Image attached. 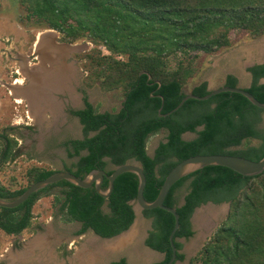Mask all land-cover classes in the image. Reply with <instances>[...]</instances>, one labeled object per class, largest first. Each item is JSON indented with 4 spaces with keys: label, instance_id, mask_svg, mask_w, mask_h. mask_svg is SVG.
<instances>
[{
    "label": "trees",
    "instance_id": "trees-1",
    "mask_svg": "<svg viewBox=\"0 0 264 264\" xmlns=\"http://www.w3.org/2000/svg\"><path fill=\"white\" fill-rule=\"evenodd\" d=\"M27 12L26 18L62 33L63 41L91 37L109 52L127 57L124 62L107 57L103 62L88 56L94 70L90 81L102 91H124L121 108L115 113H99L91 104L73 112L83 126L82 140L60 145L69 159L77 162L66 171L84 179L93 171L122 166L132 160L140 164L146 184L143 198L153 202L167 174L179 162L198 155H231L258 161L264 156V126L260 110L243 96L219 93L206 101L189 99L168 117L184 98L182 91L192 71L184 66L190 54L214 55L232 46L233 32H246L253 38L264 35V0H14ZM193 60L192 58L190 59ZM174 61V67L168 65ZM105 71V72H104ZM252 80L245 90L264 103V62L247 69ZM237 79L227 75L224 86L236 87ZM190 94H209L205 82ZM166 132L149 156L146 144L152 135ZM89 133H94L88 137ZM186 133L195 135L183 140ZM0 165L14 153L15 142L0 136ZM256 142V145L252 143ZM56 171L33 167L27 172L28 185L11 191L0 185V199L11 201L32 184ZM189 181L183 205L177 207L175 193ZM62 188L59 214L64 224L80 223L76 235L91 231L110 239L127 231L135 220L130 202L135 200L138 179L132 173L120 175L107 199L94 187L82 189L61 181L32 195L14 209L0 208V231L16 236L29 228L31 210L47 189ZM107 180L101 189L106 191ZM55 200H59L55 198ZM230 202L234 206L226 221L203 246L200 256L188 264H264V173L244 177L229 169L205 167L180 179L168 192L164 205L175 208L179 228L176 239L193 235L190 217L201 205ZM152 219L146 246L171 259L168 237L174 226L171 214L153 209L143 211ZM176 260L184 255L176 254ZM113 264H126L124 260Z\"/></svg>",
    "mask_w": 264,
    "mask_h": 264
},
{
    "label": "rangeland",
    "instance_id": "rangeland-1",
    "mask_svg": "<svg viewBox=\"0 0 264 264\" xmlns=\"http://www.w3.org/2000/svg\"><path fill=\"white\" fill-rule=\"evenodd\" d=\"M26 16L25 8L16 1L0 0V136H7L15 142L12 158L0 165V185L11 191L23 189L28 185L27 172L33 167L66 171L76 163L77 158L69 159L64 149L57 144L61 143L60 135L65 131L73 133L71 134L73 138L81 137V127L76 120L61 111L62 93L70 94L69 99L73 100V95L76 98L80 97V89H86L94 108L99 112L109 113L119 110L124 95L121 89L102 91L97 82L90 81L94 70L107 71V68L103 65L96 69L94 64H90L88 56L100 62L107 57L124 62L127 60L126 56L109 52L91 37H81L73 42L63 41L62 33L48 29ZM230 39L232 46L214 55L192 53L184 59V66L193 72L182 89L185 94H189L194 86L203 82L207 84V89L224 86L227 75L237 78V86L249 88L251 77L247 72L250 66L247 65H258L263 61L264 35L253 38L246 32L236 31L231 33ZM52 44L56 50L53 47L47 49L46 46ZM45 54L53 57L54 61L60 60L61 67L73 74L72 85L69 84L71 83L69 79L64 86L52 91V97L56 100L53 118L46 112L43 114L44 117L39 118L38 113L30 109V101L22 96L20 90L33 79V76H29L30 72L43 67H58V62L50 64L51 62L43 61ZM174 64L172 61L168 66L173 68ZM16 80L19 82L16 83ZM54 119L55 123L52 121ZM261 126H264V113ZM164 138V132L149 137L146 144L149 156H153L156 145ZM194 138L195 135L191 133L182 136V139L187 141ZM2 146L4 142L1 139L0 147ZM109 169L112 170L114 167ZM188 185L189 181L176 191L177 204L181 203ZM61 192L62 188L54 187L38 196L31 210V224L19 235L6 236L0 231V264H68L69 261L71 262L69 264H109L122 255L114 252L104 258L98 255L100 249H108L114 243L117 245L127 243L126 241L131 239L130 244L134 243L137 249L143 247L142 240L152 228V219L141 210L137 211V217L129 231L107 242L99 241L97 244L100 248L90 242L95 238L89 231L81 237H74L73 233L78 229L77 224L65 225L57 214L63 200ZM55 198L59 200L56 201ZM227 203L215 205L209 203L200 208L201 226L206 225L207 231L200 235L197 226L194 237L185 242L186 249L191 252L190 259L200 256L203 246L228 218L234 206ZM211 219L213 221L209 224ZM192 242H195L193 248ZM143 254L136 253V259L142 261H137L136 264H145V261H148ZM187 259L188 256L183 264L189 263L190 259ZM195 263L200 264L199 261Z\"/></svg>",
    "mask_w": 264,
    "mask_h": 264
},
{
    "label": "water",
    "instance_id": "water-1",
    "mask_svg": "<svg viewBox=\"0 0 264 264\" xmlns=\"http://www.w3.org/2000/svg\"><path fill=\"white\" fill-rule=\"evenodd\" d=\"M51 46L53 47V49L56 50V47H54V44H52ZM46 52H49V51L46 50ZM42 60L47 61L48 63L51 62L50 64L58 62V60L54 61V59L48 57V54L43 55ZM262 62L263 61H261L258 65L262 64ZM247 66L251 67L252 65L250 64ZM58 68L59 69L51 68V67H49V68L43 67V69L41 68V69H38L36 71L30 72L29 76H33V78H34V80L32 79V84L30 83V87L26 88V90H28V92H30V95H32V96L35 95L36 91H38L39 93H40V91L47 93L48 89H50V88H53V90L54 89L56 90V89L62 87L61 84H63V83H60V82H61V79L63 78V72L64 71H63V69H60L59 66H58ZM36 77L39 79H37ZM260 83H264V80H261ZM26 90H24V91H26ZM208 91H209V94L204 96V97H199V96H196V95H193L190 93L185 94V96L181 100V102L172 111H170L164 115H161V116L162 117L170 116L171 114L176 112L179 108H181L182 105L189 99L196 100V101H206V100L210 99L212 96H215L219 93H226V92L239 94V95L245 97L251 103V105H253L254 107H256L260 110H264V103L259 102L252 94L247 92L245 90V88H242L239 86H236L234 88L221 86V87L216 88V89H208ZM48 100L50 101V97ZM46 104H47V102H46ZM46 111H49V109L47 108ZM46 111H41V115L39 118H42V116L44 117L43 114ZM93 135H94V133H90L89 137H91ZM210 166L223 167V168L229 169V170H231V171H233V172H235L241 176H244V177H256V176L262 175L264 173V156L258 161H251V160H248V159L243 158V157L231 156V155H198V156H193V157L187 158V159L179 162L174 168L171 169V171L165 177V179H164V181L160 187V190H159V193H158L156 199L150 203L146 202L143 198V191H144L145 184H146V179H145L143 170H142L140 164L134 160H132V161H130V162H128L122 166L114 167L111 175H107L102 170L93 171L89 175H87L84 179H80L68 171H56L54 174H52L48 178H46L44 180H40V181L32 184L30 187H28L26 189V191L23 194H21L16 199L11 200V201H6V200L0 199V208H5V209L17 208L18 206H20L24 202H26L32 195L38 193L39 191H42L43 189H45L51 185H54L58 182H61V181L68 182V183H70L74 186H77L79 188H82V189H88V188L94 187L96 193L99 196H101L104 199H107L113 190L114 181L120 175H122L124 173H132L138 179V188H137L136 198H135V200L130 202V205L132 206L135 217L137 216L138 210L148 211V210H153V209L158 208V209H161V210L171 214L174 218V226H173V229H172V231L168 237L171 252H172V256H171V259H170L168 264H172V262L175 260V251H176L175 246H174V242H175L174 235L179 228V220H178V215L176 213V209L165 206L164 200H165L168 192L170 191V189L180 179L185 178V177L195 173L198 170H201L205 167H210ZM104 180H107V182H108V188L105 192L102 191V189H101V186H102ZM209 203H211V202H209ZM209 203H207V204H209ZM207 204H205V205H207ZM211 204H213V203H211ZM227 204H230V202H228ZM205 205H202V206L196 208L195 211L193 212L191 222L193 224V230L194 231L197 230L196 225H198V223L201 221V217H200L201 213H199L200 208H202ZM133 224H134V222H133ZM133 224L130 226V228L133 226ZM129 229L127 231H129ZM127 231H125V232H123V233H121L118 236H115L113 238H117V237L123 235L124 233H126ZM96 237H99V236H96ZM99 238H101V237H99ZM113 238H110V239H113ZM101 239L104 240V238H101ZM110 239H106V240H110ZM129 246H131L130 247L131 249L128 251L131 252L135 246H133V245H129ZM122 247L124 250V248H127L128 246H126V244H122ZM123 250L120 253H127L128 252V251L125 252ZM101 251L103 252L104 250H101ZM117 251H119V250H116L115 252L117 253ZM187 256H188V259H190L189 258V257H191L190 252H189V254H187ZM128 263L129 264H136V262L135 261L132 262V260L129 257H128ZM145 264H149V263H145Z\"/></svg>",
    "mask_w": 264,
    "mask_h": 264
},
{
    "label": "flooded vegetation",
    "instance_id": "flooded-vegetation-1",
    "mask_svg": "<svg viewBox=\"0 0 264 264\" xmlns=\"http://www.w3.org/2000/svg\"><path fill=\"white\" fill-rule=\"evenodd\" d=\"M49 49V48H48ZM52 57V56H51ZM53 58V57H52ZM263 62H264V59H263ZM262 62V63H263ZM58 66L60 67V69H63V71H65L66 69L65 68H62L61 67V65L60 64H62L61 63V61L59 60L58 61ZM69 66V64H66V66ZM254 66V65H253ZM252 67V66H251ZM68 68V67H67ZM69 68H71V67H69ZM250 68V67H249ZM57 69H59L58 67H57ZM65 69V70H64ZM66 73V72H65ZM71 72H68V74L69 75H67L68 77L66 78V77H64L65 75H64V72H63V78L61 79V82L60 83H63V84H61V86H64V84L67 82V81H69V79H70V81H71V83H69V84H71L72 85V81H73V74L71 75L70 74ZM250 74V73H249ZM71 75V76H70ZM235 77V76H234ZM250 77H251V74H250ZM236 78V77H235ZM64 79V80H63ZM225 79H226V76H225ZM237 79V78H236ZM67 80V81H66ZM251 80H252V77H251ZM17 82H19L18 80H16V83ZM224 83H225V81H224ZM75 85L77 84L76 82L74 83ZM60 87V86H59ZM73 87V86H72ZM59 89V88H58ZM65 90V89H64ZM81 90V94H80V97L79 98H76L75 97V95H73L72 97H73V100H71V99H69V96H70V94H66V93H62L61 94V99L63 100H61V102H60V104H61V111L64 113V114H69L70 116H72L75 120H76V122H77V124L81 127V131H80V133H81V137H75V138H73V137H71V134L73 135V133H70V132H64L62 135H60V141H61V143H57L58 144V146L60 147V145L61 144H63L64 142H66V141H69V140H82L83 138H84V135H83V132H82V130H83V126L80 124V120H79V118L77 117V116H75V115H73V112H77V111H82V110H84L85 109V103H89V104H91L92 106H93V104L91 103V101H90V99H89V97H88V94H87V90L85 89V90H83V89H80ZM83 90V91H82ZM67 91H68V88H67ZM55 102H56V100H55ZM54 102V103H55ZM55 106V105H54ZM57 106V105H56ZM94 107V106H93ZM120 108H121V106H120ZM120 108H119V110H120ZM118 110V111H119ZM117 111V112H118ZM106 112V111H105ZM99 113H104V112H99ZM160 132H164L165 133V136H166V132L165 131H163V130H161ZM90 134V133H89ZM89 134H88V137H89ZM92 137V136H91ZM59 141V140H58ZM158 145V144H157ZM157 145H156V147H157ZM156 147H155V149H156ZM154 149V150H155ZM105 172V171H104ZM104 182V181H103ZM183 205V202L182 203H180V204H177V207H180V206H182ZM214 205V204H213ZM202 206V205H201ZM200 207V206H199ZM196 209V208H195ZM195 211V210H194ZM193 211V212H194ZM192 215H193V213H192ZM192 215H191V217H190V220H189V222H190V226H191V231L193 232V235L190 237V238H188V239H185V238H178V239H176V243H179L180 245H181V248H180V250H178V251H175V260L172 262V264H183L184 263V261H185V258L187 257V254H189V252H190V250L188 251L186 248V246H185V242L186 241H188L189 239H191L192 237H194V235H195V231L193 230V224H192V222H191V218H192ZM60 219H61V217H59ZM72 224H77V226H78V229L77 230H75L74 231V233H73V235H74V237H81V236H83L84 234H82V235H76V233L79 231V229L81 228V224L80 223H72ZM151 224H152V221H151ZM65 225H71V224H65ZM206 225H202V231H199V233H200V235H204L205 233H206V231H207V228L205 227ZM148 236H149V231L146 233V235H145V237L143 238V240H142V245L143 246H146V240H147V238H148ZM146 247H148V246H146ZM149 248V247H148ZM150 250H152L151 248H150ZM176 250V249H175ZM154 252H155V254H156V261H154V262H152V264H157V263H161V262H163V260L165 259V255L163 254V253H160V252H158V251H156V250H153ZM191 253V252H190ZM176 254H182V255H184V260H176ZM172 256V255H171ZM121 260H124L125 261V263L126 264H128V261H127V258L126 257H122V258H118V259H116V260H112L109 264H113V263H117V262H120ZM169 263V262H168ZM167 263V264H168ZM49 264H52V263H49Z\"/></svg>",
    "mask_w": 264,
    "mask_h": 264
},
{
    "label": "crops",
    "instance_id": "crops-1",
    "mask_svg": "<svg viewBox=\"0 0 264 264\" xmlns=\"http://www.w3.org/2000/svg\"><path fill=\"white\" fill-rule=\"evenodd\" d=\"M33 80H34V78H33ZM30 83L32 84V79L30 80V82L25 86V87H21V89L20 90H22V96L26 99V100H28V101H30V109L32 110V111H34V112H37L38 113V116H40L41 115V111H46V109L48 108L49 109V111H46V113H47V115L48 116H51L52 115V113L55 111V108H54V102H55V100L53 99V97H52V91L54 92V91H56L55 89L53 90V88H50V89H48V92L46 93V92H41L40 91V93L38 92V91H36V93H35V95H30V92H28V90H26V88L27 87H30ZM24 90H26V91H24ZM39 90V89H38ZM17 91H19V89L17 90ZM24 91V92H23ZM38 92V93H37ZM20 94V95H21ZM49 97H50V101L48 100L49 99ZM52 99V100H51ZM37 101V102H36ZM46 102H47V104H46ZM45 109V110H44ZM45 113V114H46ZM51 118H53V115L51 116ZM57 119V118H56ZM54 123H55V119L54 120H52ZM73 159V158H72ZM77 162V161H76ZM74 165V164H73ZM72 165V166H73ZM68 169V168H67ZM183 202V199H182V201H181V203ZM59 207H60V205H59ZM59 207H58V210H59ZM58 214V216L60 217V214H59V212L57 213ZM137 217V216H136ZM136 217H135V219H136ZM90 232V231H89ZM92 233V232H91ZM92 235L94 236V238L95 239H93V241H95L96 243L97 242H99V241H101V242H107V240L106 239H101V238H99V237H96L93 233H92ZM134 238V237H133ZM132 241V239L131 240H127L126 242L127 243H122V244H127L126 246H128L127 248H124V250H123V247H122V244H118L117 245V243H114V244H112L111 246L113 247H110V248H108V249H105L104 251H103V253L101 254L100 252H102V251H100V252H98V255L100 254V255H102L104 258H106L107 257V255H112L116 250H119V251H117V253L116 254H119L122 250L123 251H128V250H130L131 248V246H129V245H133L134 246V243H132V244H130V242ZM117 246H116V245ZM116 246V247H115ZM135 251V252H134ZM141 251H143V252H147L148 254H150V255H153V259L152 260H148V261H146V263H149V264H152V262H154V260L156 259V254H155V252L153 251V250H150V248H148V247H146V246H143L142 248H138L137 249V247H134V249L131 251V252H127V253H120V255H122V257H126L127 258V261H128V257L132 260V262H134V260H135V262H137V261H139V262H142V261H140V260H138V259H136V257H135V255H136V253L137 252H141ZM107 252V253H106ZM133 254V255H132ZM97 255H95V257H96ZM121 257V258H122ZM69 263H71L70 261H69ZM68 263V264H69ZM129 264V263H128Z\"/></svg>",
    "mask_w": 264,
    "mask_h": 264
},
{
    "label": "bare ground",
    "instance_id": "bare-ground-1",
    "mask_svg": "<svg viewBox=\"0 0 264 264\" xmlns=\"http://www.w3.org/2000/svg\"><path fill=\"white\" fill-rule=\"evenodd\" d=\"M37 42H38V41H37ZM41 42H42V41H41ZM46 47H47V49L49 48L48 50H50V48H52V46H49V45L46 46ZM45 49H46V48H45ZM65 72H66V73H65ZM68 72H69V70H65V71H64V75H65L64 77L67 78V74H68ZM68 75H69V74H68ZM70 76H71V75H70ZM63 80H64V79H63ZM18 81H19V80H18ZM66 81H67V80H66ZM64 89H65V88H64ZM210 211H211V210H210ZM211 214H212V213H211ZM215 214H216V212H215ZM214 216H215V215H214ZM212 218H213V215H212ZM215 218H216V217H215ZM213 219H214V218H213ZM213 219H211V220L209 221V224L212 223ZM201 223H202V221H200V222L198 223V225H196V227L198 226V228H199L198 230H199V231H202V228H203V227L201 226ZM199 234H200V233H199ZM89 241H90V240H89ZM90 242H91L94 246H97V247L100 248V246H98V244H97L98 242H97V243H96L95 241H90ZM194 244H195V242H192V244H191L192 248H193V245H194ZM91 246H92V245H91ZM94 246H93V247H94ZM91 248H92V247H91ZM112 248H113V247H112ZM92 250H93V248H92ZM92 250H91V251H92ZM96 250H98V249H96ZM102 250H104V249H102ZM100 251H101V249H100ZM134 252H135V251H134ZM140 254H143V252H139V255H140ZM147 254H148V253H147ZM147 254H146V253L143 254L144 257H145V259H148V260H149V259L153 258L151 255H147ZM132 255H133V254H132ZM134 261H135V260H134ZM145 262H146V261H145Z\"/></svg>",
    "mask_w": 264,
    "mask_h": 264
}]
</instances>
